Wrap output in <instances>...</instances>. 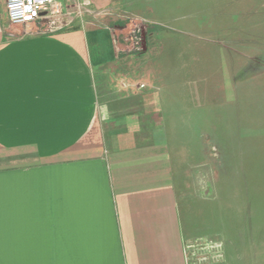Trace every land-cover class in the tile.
<instances>
[{"label": "crops", "instance_id": "obj_1", "mask_svg": "<svg viewBox=\"0 0 264 264\" xmlns=\"http://www.w3.org/2000/svg\"><path fill=\"white\" fill-rule=\"evenodd\" d=\"M122 4L63 0L60 16L10 25L0 0V264H186L168 150L153 143L161 96L135 107L121 80L98 100L96 75L123 53L87 14Z\"/></svg>", "mask_w": 264, "mask_h": 264}, {"label": "rangeland", "instance_id": "obj_2", "mask_svg": "<svg viewBox=\"0 0 264 264\" xmlns=\"http://www.w3.org/2000/svg\"><path fill=\"white\" fill-rule=\"evenodd\" d=\"M125 5L87 14L115 27L123 53L114 74L96 75L99 102L117 99L121 80L135 107L161 96L153 143L168 150L186 264H264V0Z\"/></svg>", "mask_w": 264, "mask_h": 264}, {"label": "built area", "instance_id": "obj_3", "mask_svg": "<svg viewBox=\"0 0 264 264\" xmlns=\"http://www.w3.org/2000/svg\"><path fill=\"white\" fill-rule=\"evenodd\" d=\"M10 25L34 24L63 14V0H2Z\"/></svg>", "mask_w": 264, "mask_h": 264}]
</instances>
